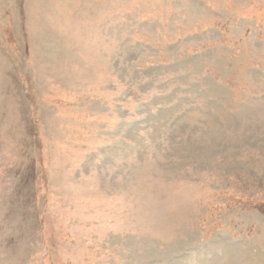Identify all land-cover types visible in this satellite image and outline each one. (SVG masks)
Listing matches in <instances>:
<instances>
[{
	"label": "rangeland",
	"instance_id": "rangeland-1",
	"mask_svg": "<svg viewBox=\"0 0 264 264\" xmlns=\"http://www.w3.org/2000/svg\"><path fill=\"white\" fill-rule=\"evenodd\" d=\"M0 264H264V0H0Z\"/></svg>",
	"mask_w": 264,
	"mask_h": 264
}]
</instances>
